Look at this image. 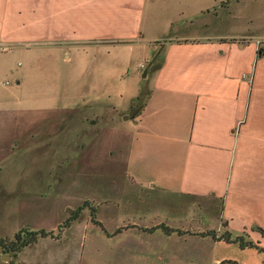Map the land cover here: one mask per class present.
Wrapping results in <instances>:
<instances>
[{
	"label": "crops",
	"instance_id": "crops-1",
	"mask_svg": "<svg viewBox=\"0 0 264 264\" xmlns=\"http://www.w3.org/2000/svg\"><path fill=\"white\" fill-rule=\"evenodd\" d=\"M255 1L260 2L256 6L261 18L251 17L253 26H246L244 34L226 36L216 30L221 24L216 11L208 18L210 13L198 7L184 15L169 6L173 11L160 17L147 11L150 0H0V41L8 47L0 52V83L12 68L5 61L9 51L58 50L62 40L86 46L104 40L98 45L108 49L128 41L123 43L134 44V50L148 61L153 55L152 44L160 41L147 63L161 52L157 68L148 75L150 91L141 111L127 119L131 137L124 165L128 176L119 183L171 199L224 196L223 212L232 227L264 224V51L262 56L257 51V43L264 41V0ZM244 6L247 16L256 9L250 4ZM175 25L184 33L171 34ZM238 38L249 42L239 43ZM15 81L22 82L20 74ZM139 91L137 86L127 107ZM143 201L141 206H146ZM19 209L17 216L22 222L13 231L28 227L51 233L5 258L0 250L5 264L164 261L163 252L151 239L161 227L104 224L105 231L95 239L86 225L75 226L74 221L56 230L59 216L53 212L57 209L49 212L25 205ZM91 227L97 232L96 226ZM163 230L169 231L166 226ZM128 231L134 232L127 237L130 240L125 238Z\"/></svg>",
	"mask_w": 264,
	"mask_h": 264
},
{
	"label": "rangeland",
	"instance_id": "rangeland-1",
	"mask_svg": "<svg viewBox=\"0 0 264 264\" xmlns=\"http://www.w3.org/2000/svg\"><path fill=\"white\" fill-rule=\"evenodd\" d=\"M150 2L147 11L160 17L173 9L186 15L198 7L210 13L208 18L216 11L217 22L221 23L216 30L226 36L244 34L246 26H253L251 17L261 18L256 6L260 2L255 0H222L223 5L221 0ZM246 4L256 6L248 16ZM197 15L199 19L200 14ZM236 21L239 25H232ZM176 26L171 34L184 33ZM251 38L256 42V37ZM72 42L60 41L58 50L28 48L26 52L9 51L5 56L12 68L0 83V237L12 238L23 228L13 231L22 222L17 212L21 213L19 208L25 205L49 212L57 209L53 212L59 216L56 230L74 221L75 226L86 225L95 239L105 231L104 224L161 227L151 238L167 258L158 264H200L215 259L264 264V252L258 248L212 238L210 232L221 235L230 231L232 237L243 235L245 241L264 247V234L257 230V226L264 230V224L232 227L223 212L224 196L171 199L119 183L128 176L124 165L131 137L127 119L141 111L150 91L148 75L157 68L161 52L151 64L147 63L160 41L152 44L153 55L148 61L134 50V44L123 43L128 41L110 47V53L107 46L98 45L104 40L88 46ZM238 42L249 41L238 38ZM257 51L262 56L264 41L257 43ZM145 68L147 72L142 76ZM19 74L22 82L17 84L15 78ZM137 86L140 98L132 99L127 107ZM35 194L46 198L37 199ZM142 200L146 206H141ZM121 212L127 215L120 216ZM93 225L97 232H92ZM165 226L169 231L163 230ZM132 235L134 232L128 231L125 238L130 240L127 237ZM9 254L3 253L4 258ZM0 264H5L1 258Z\"/></svg>",
	"mask_w": 264,
	"mask_h": 264
},
{
	"label": "trees",
	"instance_id": "trees-1",
	"mask_svg": "<svg viewBox=\"0 0 264 264\" xmlns=\"http://www.w3.org/2000/svg\"><path fill=\"white\" fill-rule=\"evenodd\" d=\"M139 98L140 96L138 95L134 98V100L135 101L139 100ZM92 214H93V209H92ZM257 230H259L262 234H264V230L261 227L257 226ZM50 233H51L50 231H45L43 229L25 230L21 228L13 234L12 238L0 237V249L3 253H14L19 251L22 247L34 242L35 240H37V238L46 236ZM210 234L212 235V238H214V240H220V239H224L227 241L234 240V241H238L241 246H254L264 252V247L262 246L259 247L257 244H254L253 241L250 240L245 241L243 235H236L235 237H232L230 231H225L221 235H215L214 232L213 233L210 232ZM219 264H240V263L231 259H223L219 262Z\"/></svg>",
	"mask_w": 264,
	"mask_h": 264
},
{
	"label": "built area",
	"instance_id": "built-area-1",
	"mask_svg": "<svg viewBox=\"0 0 264 264\" xmlns=\"http://www.w3.org/2000/svg\"><path fill=\"white\" fill-rule=\"evenodd\" d=\"M8 49L7 45L0 41V52H4ZM7 83V81H6Z\"/></svg>",
	"mask_w": 264,
	"mask_h": 264
},
{
	"label": "water",
	"instance_id": "water-1",
	"mask_svg": "<svg viewBox=\"0 0 264 264\" xmlns=\"http://www.w3.org/2000/svg\"><path fill=\"white\" fill-rule=\"evenodd\" d=\"M147 69H144L142 76L146 74ZM126 118V117H125Z\"/></svg>",
	"mask_w": 264,
	"mask_h": 264
}]
</instances>
